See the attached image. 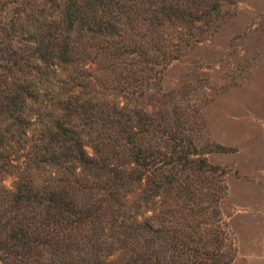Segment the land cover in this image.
I'll return each mask as SVG.
<instances>
[{
	"label": "trees",
	"instance_id": "16d2710c",
	"mask_svg": "<svg viewBox=\"0 0 264 264\" xmlns=\"http://www.w3.org/2000/svg\"><path fill=\"white\" fill-rule=\"evenodd\" d=\"M232 1L8 0L2 264L225 262L222 172L161 78Z\"/></svg>",
	"mask_w": 264,
	"mask_h": 264
},
{
	"label": "rangeland",
	"instance_id": "374dc122",
	"mask_svg": "<svg viewBox=\"0 0 264 264\" xmlns=\"http://www.w3.org/2000/svg\"><path fill=\"white\" fill-rule=\"evenodd\" d=\"M12 6L0 0V19L10 18ZM220 13L164 68L161 87L186 110L226 184L214 219L229 254L219 264H264V0H233ZM13 180L2 183L12 187Z\"/></svg>",
	"mask_w": 264,
	"mask_h": 264
}]
</instances>
